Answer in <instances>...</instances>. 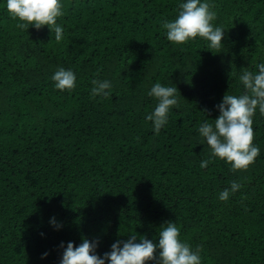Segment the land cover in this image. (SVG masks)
Returning <instances> with one entry per match:
<instances>
[{
    "label": "trees",
    "instance_id": "16d2710c",
    "mask_svg": "<svg viewBox=\"0 0 264 264\" xmlns=\"http://www.w3.org/2000/svg\"><path fill=\"white\" fill-rule=\"evenodd\" d=\"M178 2L61 0L58 42L47 26L18 28L0 0V264H59L58 245L81 238L97 254L132 234L155 242L170 220L201 264H264V115L246 169L216 157L201 168L211 152L197 132L226 91L243 92L242 69L264 61V0H209L220 49L167 40ZM60 67L75 73L71 90L54 87ZM93 79L110 95L92 96ZM155 82L179 92L158 134L145 120ZM232 181L240 188L219 200Z\"/></svg>",
    "mask_w": 264,
    "mask_h": 264
},
{
    "label": "clouds",
    "instance_id": "9594fccd",
    "mask_svg": "<svg viewBox=\"0 0 264 264\" xmlns=\"http://www.w3.org/2000/svg\"><path fill=\"white\" fill-rule=\"evenodd\" d=\"M4 6L20 21L18 28L47 26L56 41L63 39L64 29L57 23V18L63 14L61 0H4ZM215 19L216 12L209 0H179L175 18L164 21L161 26L170 42L183 44L199 37L208 42L209 48L220 49L225 30L214 25ZM255 67L257 71L243 68L238 76L243 92L234 95L226 91L220 102L214 105L218 115L214 119L205 118L197 128L211 152L208 160H201V168L207 167L211 157H216L229 163L234 170L246 169L260 154V148L253 143L252 124L257 112L264 115V61ZM51 79L58 90L75 87L76 76L72 69L60 67ZM91 83L92 96L110 95L112 86L109 80L93 79ZM177 93L175 85L166 86L159 82L153 83L147 91L148 96L157 100L153 110L145 115L154 133L158 134L166 125L170 109L177 105ZM239 188L240 184L232 181L228 188L219 192L218 199L226 201ZM49 223L54 229L61 227L54 218H50ZM159 227L155 242L132 234L116 239L102 254H97L96 240L81 238L75 247L72 241H68L66 246L61 242L58 245L63 249L59 264H201L199 248L193 249L189 243L179 239V228L173 221H165Z\"/></svg>",
    "mask_w": 264,
    "mask_h": 264
}]
</instances>
